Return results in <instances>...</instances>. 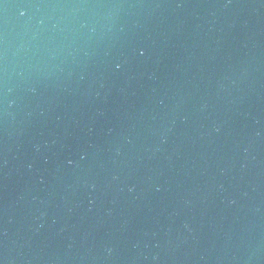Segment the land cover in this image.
Wrapping results in <instances>:
<instances>
[{"label":"water","instance_id":"95a60500","mask_svg":"<svg viewBox=\"0 0 264 264\" xmlns=\"http://www.w3.org/2000/svg\"><path fill=\"white\" fill-rule=\"evenodd\" d=\"M0 264H264V0H0Z\"/></svg>","mask_w":264,"mask_h":264}]
</instances>
